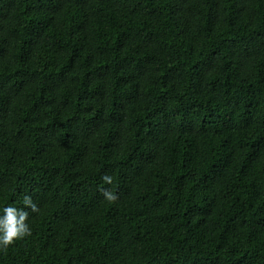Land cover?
Wrapping results in <instances>:
<instances>
[{
    "label": "trees",
    "instance_id": "16d2710c",
    "mask_svg": "<svg viewBox=\"0 0 264 264\" xmlns=\"http://www.w3.org/2000/svg\"><path fill=\"white\" fill-rule=\"evenodd\" d=\"M8 205L0 264H264V0H0Z\"/></svg>",
    "mask_w": 264,
    "mask_h": 264
},
{
    "label": "clouds",
    "instance_id": "9594fccd",
    "mask_svg": "<svg viewBox=\"0 0 264 264\" xmlns=\"http://www.w3.org/2000/svg\"><path fill=\"white\" fill-rule=\"evenodd\" d=\"M103 179L108 183L112 181V177L109 175H105ZM104 196L108 200L115 199V196L109 191H105ZM23 203L32 212L39 211L37 204L32 201L30 196H25ZM27 216L28 211L12 205L0 209V247H7L14 239L30 234L31 228L25 222Z\"/></svg>",
    "mask_w": 264,
    "mask_h": 264
}]
</instances>
